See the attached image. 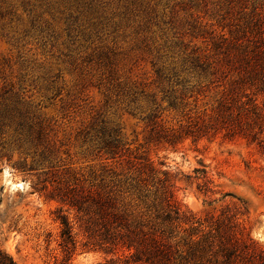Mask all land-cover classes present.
<instances>
[{"label": "rangeland", "instance_id": "rangeland-1", "mask_svg": "<svg viewBox=\"0 0 264 264\" xmlns=\"http://www.w3.org/2000/svg\"><path fill=\"white\" fill-rule=\"evenodd\" d=\"M256 35L264 0H0V247L19 264H124L129 251L105 252L55 188L110 192L136 214L131 184L165 176L204 228L239 206L235 223L264 245V156L221 134L176 138L215 94L182 99L181 81L239 72Z\"/></svg>", "mask_w": 264, "mask_h": 264}, {"label": "trees", "instance_id": "trees-1", "mask_svg": "<svg viewBox=\"0 0 264 264\" xmlns=\"http://www.w3.org/2000/svg\"><path fill=\"white\" fill-rule=\"evenodd\" d=\"M249 41L251 48L246 46L237 53L238 61L245 63L239 72H192L194 84L188 87L184 86L187 80L181 81L182 99L187 97L185 90L204 97L207 92L215 94L198 114L185 113L187 123L176 131V138L221 134L244 140L264 156V36L256 35ZM193 101L196 103L197 97ZM107 146L116 154V145L110 142ZM138 181L131 186L145 209L136 214L117 204L116 198L106 191L56 187L54 197L87 215L86 231L98 233L105 252L116 248L129 251L124 264H264V245L234 221L239 206L222 211L204 228L191 214L180 210L168 176L152 185L153 190L141 179ZM58 219L59 244L69 254L68 260L75 249V239L68 218L59 214ZM186 224L188 228H183ZM119 260L111 258L104 264ZM0 264L19 263L0 247Z\"/></svg>", "mask_w": 264, "mask_h": 264}, {"label": "bare ground", "instance_id": "bare-ground-1", "mask_svg": "<svg viewBox=\"0 0 264 264\" xmlns=\"http://www.w3.org/2000/svg\"><path fill=\"white\" fill-rule=\"evenodd\" d=\"M20 185H21L20 183H18V184L15 183V186H20Z\"/></svg>", "mask_w": 264, "mask_h": 264}, {"label": "water", "instance_id": "water-1", "mask_svg": "<svg viewBox=\"0 0 264 264\" xmlns=\"http://www.w3.org/2000/svg\"><path fill=\"white\" fill-rule=\"evenodd\" d=\"M16 184H18V183H16ZM19 187V186H18Z\"/></svg>", "mask_w": 264, "mask_h": 264}]
</instances>
